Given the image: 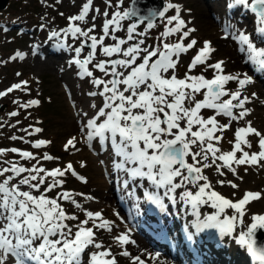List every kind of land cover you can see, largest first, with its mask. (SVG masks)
Segmentation results:
<instances>
[{
  "label": "snow or ice",
  "instance_id": "obj_1",
  "mask_svg": "<svg viewBox=\"0 0 264 264\" xmlns=\"http://www.w3.org/2000/svg\"><path fill=\"white\" fill-rule=\"evenodd\" d=\"M123 3L124 0H118L113 5L112 0H107L106 9L101 12L99 8H94L93 0H86L78 14L67 17L66 28L51 32L52 37L63 33L65 39L70 36L80 41L79 46L74 48L65 43L59 46L74 51L71 63L79 67L83 76L92 77L91 82L100 89L90 95L103 98L102 106L84 125L88 129L87 141L95 137L110 141L115 155L121 158L116 167L133 179L146 178L157 190L147 194V200L152 204L164 207L163 197H169L175 204L176 190L184 188L180 199L191 206L192 215L196 218L193 227L197 232L217 229L221 235H230L236 231L237 225L244 224L247 205L260 199L261 194L248 191L234 201L215 190L204 170L215 166L216 172L223 176L222 168L235 175L234 165L264 166L261 165L264 161V133L253 127L251 122L235 130L231 150L222 152L217 146L223 138L217 135L218 132L223 133L232 121L249 115L246 104L250 102V97L242 95V90L254 82L253 77L247 73H227L223 60L209 63L215 52L210 41L203 42L183 77H179L177 67L181 55L198 44L196 39L191 38L196 29L188 26L181 14V5L175 0H167L162 10L146 17L139 16L135 8L111 13L107 10L113 6L121 9ZM225 6L228 10L245 11L252 15L253 33L241 29L229 32L231 25L227 24L224 38L231 36L238 45V51L245 55V62L254 66L256 71L264 72V0H226ZM170 11L173 14L168 15ZM90 13H94L91 22L88 20ZM97 14L104 17L99 34H96ZM138 16V22L132 20ZM125 21L129 23L125 24ZM157 21L162 24V30L154 43L148 44L149 31L156 27ZM140 25H144L142 30H138ZM121 31L125 32L123 37L117 35ZM170 38H175L174 42H169ZM108 40L112 43H107ZM85 48L89 51L81 58ZM98 54L106 59L93 64ZM17 57L23 59V54L17 52L11 59ZM90 64L108 78L94 77L93 71L89 70ZM198 66H204L205 71L212 69V77L193 74L192 70ZM231 81L237 82L236 91L226 87ZM27 83L13 84L0 91V97L25 89ZM251 95L255 97L256 94ZM198 96L202 98L197 99ZM39 103V100L32 99L19 104V107L27 109ZM206 109L213 110V114L205 117L202 110ZM10 115L17 116L18 112L13 111ZM218 116L228 117L229 122L221 124ZM41 131L34 128L28 134ZM251 136L258 138L259 151L250 153L245 148L253 147L249 139ZM49 143L51 141L37 140L32 147L38 149ZM64 147L65 150L75 148L76 138L68 139ZM8 152L18 154L22 160H36V163L26 167L17 161H5L7 166L0 167V264H117L111 249L97 240V230L111 231V222L103 219L101 212L87 210H84L87 218L80 220L76 214L67 212L62 203L69 202L82 209L73 193L63 189L64 178L68 174L86 183L73 164L69 162L63 168L46 169L40 166V161L31 151L0 148V156ZM42 159L51 161L56 158L45 153ZM217 183L223 185L225 181L218 180ZM227 183L232 188L238 187L232 181ZM188 185L196 191L193 192ZM57 189L61 190L55 196L49 195ZM161 189L164 190L163 196L159 193ZM203 205H209L216 211L201 219L200 207ZM228 209L234 214L228 215ZM251 219L247 230L238 234V243L246 246L254 261L264 264V246L258 245L255 239L256 230L264 229V214H253ZM71 221L78 223L71 224ZM114 239L120 245L130 242L127 233ZM187 239H193L191 232ZM121 255L128 257L130 253L124 250ZM159 255L149 254L153 260ZM132 264L146 262L135 256L132 257Z\"/></svg>",
  "mask_w": 264,
  "mask_h": 264
},
{
  "label": "rangeland",
  "instance_id": "obj_2",
  "mask_svg": "<svg viewBox=\"0 0 264 264\" xmlns=\"http://www.w3.org/2000/svg\"><path fill=\"white\" fill-rule=\"evenodd\" d=\"M84 2L86 0H6L5 4L0 7V91H5L13 84L21 81L28 82L25 89L14 90L7 96L0 97V125H2L0 126V148L10 149L15 147L20 150L31 151L40 161V166L46 169L63 168L67 163L71 162L78 175L85 178L86 183L76 176L68 174L64 178L63 189L73 193L75 199L82 205V209L75 208L69 202L62 203L67 212L76 214L80 220L87 218L84 210L94 213L97 210L103 213V219L111 222V231L97 230V240L102 242L105 248L111 249L113 255L117 258V264H132V257L135 256H140L141 259L145 260L146 264H150L153 261L149 253L146 255L138 254L137 251L131 248L134 244L135 234L141 236L151 250V254H160L155 261H160L162 264H186L182 262L183 260L168 255V249L164 243V251H157L152 248L153 246H161L160 244L152 245L146 235L140 231L141 227L136 225L135 215H138V212L144 219L140 208L146 206L143 191L145 189L153 190L150 182L146 178L137 177L133 179L127 172L118 169L116 164L121 162V158L115 155L109 141H103L101 143L103 147L99 146V137H95L90 142L87 141L86 134L88 129L84 125L87 119L93 117L98 108L102 106L103 99L98 95H90L91 92H99L100 90L91 82L93 78L83 76L79 67L71 63L75 56L74 51H66V47H60V50L47 52L46 45H43L51 37L50 41L47 42L48 44L60 45V43H65L73 48L79 46V40H74L70 36L65 39L63 33L59 37H52L51 32L66 28L68 25L67 17L78 14ZM117 2L118 0H112L113 5ZM166 2L167 0H164V4ZM175 2L181 5V14L188 22V26L196 29L191 38L198 41L196 48L181 55L180 63L177 67V75L179 77H183L192 57L196 54L197 49L202 47L204 41H210L212 47L215 48L209 63L223 60L227 73H247L253 77L254 82L242 90V95L250 97V102L246 104V108L250 110L249 115L242 120L232 121L231 126L226 131L217 133V135L223 137L217 146L221 148L222 152L229 151L233 146L235 130L246 126L248 122H251L253 127L264 133V127L259 126L260 123L264 122V99L260 97V93L264 91V72H260L261 75H257L255 67L250 63H246L245 55L238 51L236 41L231 36L227 39L224 38L227 24L231 25L228 28L229 32L241 29L248 33H253V17L245 11L226 9V0H199L200 3H196L194 0H175ZM106 4L107 0H93L94 8H99L101 12L106 9ZM127 6L128 0H124L121 9L113 6L107 8V10L111 13L125 9ZM93 14H89L88 20L90 22ZM171 14H173L172 11L168 13V15ZM103 19V16L97 14V19L95 20L97 24L96 34L100 33V25ZM132 20L138 22V20L133 18ZM124 23L127 24L129 21ZM81 26L83 27L84 25L81 24ZM4 28L8 30L4 31ZM143 28L144 25H140L138 30ZM161 30L162 24L157 21L156 27L149 31L147 43L153 44ZM117 35L123 37L125 32L121 31ZM174 40L175 38H170L169 42H174ZM38 42L42 43L39 45L42 49L33 48ZM106 42L112 43L110 40ZM256 42L260 43L259 40ZM88 51L89 49L85 48L84 52L81 53V58H84ZM17 52L23 54V59L19 57L11 59ZM37 57L47 63L44 64L41 61L37 63ZM102 58L105 59V57L98 54L93 64ZM93 64L89 65V70L93 71L94 77L107 79L108 77H105L103 73L95 69ZM192 73H202L206 78H211L213 70L207 69L205 71L204 66H198L192 70ZM226 87L230 91H236L238 84L235 81H231ZM252 93L256 94L255 97H252ZM44 98L53 102L56 109H41V103ZM201 98V96L197 97V99ZM32 99L39 100V105L27 109L19 107V104L27 103ZM2 103L3 105L1 106ZM93 105H96V107H93ZM13 111L18 112V115L11 116L10 113ZM234 111L238 112L239 110ZM202 114L207 117L213 114V110H202ZM217 119L221 124L229 122L228 117L218 116ZM34 128H40L42 131L29 135L28 133L33 132ZM13 136L17 137V139H11ZM72 137L76 138V147H70L65 150L64 145ZM249 139L253 147L251 149L245 148V150L250 153L259 151L258 138L251 136ZM37 140H47L51 141V143L37 149L32 147ZM95 147H97V150ZM45 153L56 159L51 161L43 160L42 157ZM101 158L106 159L108 166L106 171L102 166ZM5 161H17L26 167H31L36 163V160H22L18 154L11 152L0 156V167L7 166L4 163ZM263 162L261 161V165H263ZM82 163L84 164L83 167L81 166ZM217 163L222 162L217 161ZM126 167L129 166L126 165ZM234 167H236L235 175L228 169L222 168L221 171L225 175L221 176L216 172L215 166L204 170V174L209 177L215 190L234 201L239 200V197L248 191L261 194L260 199L247 205L244 224L237 225L236 231L232 234L221 235L217 229H205L202 232H197L193 227L196 218L192 215L191 206L185 205L180 199V194L185 191L184 188L176 190L174 194L176 198L175 204L170 205L165 212H159L160 217L166 216L168 218L175 231H180L186 236L190 232L193 234V239L190 241L193 246L187 242V238L185 241L188 243L187 253L196 260V264H250L246 261L245 253L243 254V246L238 243V234L247 230L248 223L252 222L251 217L253 214L264 212V188H262L264 168L263 166L251 165H234ZM218 180H223L225 183L221 185L217 183ZM227 181H232L238 187L232 188ZM111 184L114 187V191ZM187 187L191 190L193 189L191 185ZM96 188L107 192V200L104 203L99 204L96 202ZM60 190L57 189L49 193V195L55 196L56 192ZM163 191V189L159 190L162 196ZM192 191L195 192L196 189L194 188ZM77 193H82L83 195H76ZM118 196H121L122 199L120 197L118 199ZM87 197H92V199H87ZM115 198L121 201L122 208L125 204L129 206L133 216L131 221L125 217L122 208L118 207L119 203L117 204ZM88 201L92 203H88ZM127 205L125 207H128ZM215 211L209 205H203L200 207V218L203 219ZM226 211L228 215L234 214L231 209ZM158 219L145 220L142 225L147 228L149 221L152 224L157 223L160 225ZM70 223L75 224L78 221H71ZM89 226H91V222ZM127 228H129L127 234L131 235L132 238H130L128 244L120 245L114 237L121 235ZM202 233H204V236L201 235ZM201 238H203L202 241ZM175 247L177 250V245ZM124 250H127L130 256L121 255ZM89 251L96 250L90 249ZM252 264H259V262L253 260Z\"/></svg>",
  "mask_w": 264,
  "mask_h": 264
},
{
  "label": "bare ground",
  "instance_id": "obj_3",
  "mask_svg": "<svg viewBox=\"0 0 264 264\" xmlns=\"http://www.w3.org/2000/svg\"><path fill=\"white\" fill-rule=\"evenodd\" d=\"M194 2L198 3L199 0H194ZM49 38L51 39V37H49ZM50 39H47V41L43 43V45H46V49H47L46 51L48 52V51H52V50L53 51L60 50V46L59 45H54V44H48L47 43V42L50 41ZM41 44H42L41 42H38L33 48L36 47V49L38 48V50L39 49H42L39 46ZM65 50L68 51L67 47L65 48ZM36 59H37L36 60L37 63H40V61L43 62L44 64L47 63V62H45V60H42L40 57H37ZM256 72L258 73L257 75H261L260 72H258V71H256ZM263 96H264V91H262L260 93V97H262L261 99H264ZM259 126L264 127V122L263 123H260ZM98 142H99V146L100 147H103L102 144H101L103 141H100V138H98ZM109 143H110V141H109ZM110 146H111V144H110ZM95 149L97 150V147H95ZM101 160L103 162L102 163V166H103L104 170L106 171L107 170V167H108L107 164H106V159L105 158H101ZM98 161H100V160H98ZM100 163H101V161H100ZM263 165H264V162H263ZM263 168H264V166H263ZM111 187H112V189L114 188L112 186V184H111ZM262 188H264V183H263V187ZM96 190H97V197L95 196L96 197L95 198L96 202L99 203V204L104 203L107 200V198H106V195H108L107 192L104 191V190L98 189V188H96ZM192 190H194V188ZM113 191H114V189H113ZM171 195H173V194H171ZM119 197H120V199H122L121 196H118V199H119ZM90 202L91 201H88V203H90ZM118 207L119 208H122V204H119ZM95 212H100V211L95 210ZM157 212L159 213L160 211H157ZM260 214H264V212L263 213H260ZM135 220H136V222L138 221L141 224L145 222V221L142 220V216H141L140 212H138V215L137 214L135 215ZM158 222H160V225H158L157 223L156 224H152L151 221H149L148 222V225H147V228L144 227L143 225L139 224V223H138V225L141 227L140 228V231L143 232L146 235V238L148 239V241L152 245L160 244V246H162V242H163L162 240H164L165 238H168L170 241H172L173 243H175V245H177V250H176V252L173 255L174 257H177L179 260H183L182 262H184L186 264H196V260L193 257H191L190 255H188V253H187V247H188L187 244L188 243L185 241L186 238H187L186 234L183 235V233H181L180 231H178V232L175 231V228H173L172 224L170 223V221L168 220V218L166 216L160 217L158 219ZM128 231H129V228L125 229V232H123V233H127ZM201 235L204 236V233H202ZM129 237L132 238L131 235H129ZM134 238H135L133 240L134 241V244L131 246L132 249H134L135 251H137L138 254H142V255H144V254L146 255L148 253L149 254L151 253V250L145 244V241L141 238V236L139 234H135V237ZM202 240H203V238H201V241ZM112 250L119 252L118 250H114V249H112Z\"/></svg>",
  "mask_w": 264,
  "mask_h": 264
},
{
  "label": "water",
  "instance_id": "obj_4",
  "mask_svg": "<svg viewBox=\"0 0 264 264\" xmlns=\"http://www.w3.org/2000/svg\"><path fill=\"white\" fill-rule=\"evenodd\" d=\"M5 2L6 0H0V7H2ZM164 5V0H128L127 8H135L138 10L139 16L146 17L154 11L162 10ZM139 16L134 17L133 19L138 20ZM2 105L3 103L1 104V106ZM255 239L258 245L264 246V229L256 230Z\"/></svg>",
  "mask_w": 264,
  "mask_h": 264
},
{
  "label": "trees",
  "instance_id": "obj_5",
  "mask_svg": "<svg viewBox=\"0 0 264 264\" xmlns=\"http://www.w3.org/2000/svg\"><path fill=\"white\" fill-rule=\"evenodd\" d=\"M55 105L53 104V102H51L50 100H47V99H43L42 103H41V109L43 110H47V109H56L54 108ZM42 110V111H43ZM244 254V253H243Z\"/></svg>",
  "mask_w": 264,
  "mask_h": 264
}]
</instances>
